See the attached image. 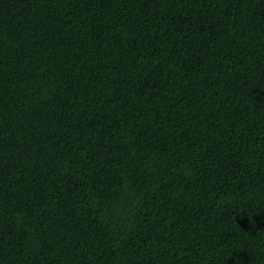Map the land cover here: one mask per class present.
I'll return each mask as SVG.
<instances>
[{
	"label": "trees",
	"instance_id": "trees-1",
	"mask_svg": "<svg viewBox=\"0 0 264 264\" xmlns=\"http://www.w3.org/2000/svg\"><path fill=\"white\" fill-rule=\"evenodd\" d=\"M0 264H264V0H0Z\"/></svg>",
	"mask_w": 264,
	"mask_h": 264
}]
</instances>
